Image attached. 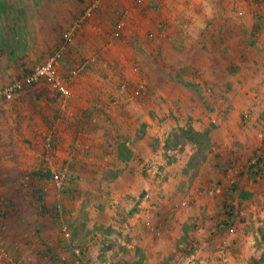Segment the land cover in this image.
Wrapping results in <instances>:
<instances>
[{
	"label": "rangeland",
	"instance_id": "1",
	"mask_svg": "<svg viewBox=\"0 0 264 264\" xmlns=\"http://www.w3.org/2000/svg\"><path fill=\"white\" fill-rule=\"evenodd\" d=\"M9 1L12 8L0 17L4 24L0 26V37L6 46L3 53L7 60H20L26 66L62 48L67 38L64 32L78 14L79 17L83 14L85 4L83 0H62L63 9L49 14L45 4L49 7L54 0ZM258 1L260 4L261 0ZM220 3L206 0L203 7L209 22L219 17ZM228 9L235 13L231 17L241 19L235 7ZM193 10L198 12L196 5ZM199 11L202 13V7ZM165 37L161 43L172 41ZM176 37L183 45V35ZM69 38L67 44L72 39ZM24 41L30 43L28 50L22 48ZM163 52L164 49L157 62L161 67H150L154 66V58L148 61L146 70L153 71V79L154 70L170 68L163 61L166 58ZM187 53L184 57L179 53L174 71L187 66L191 51ZM194 71L198 73L199 69L194 67ZM179 72L164 74L173 82V89H169L171 102L159 97L160 93L151 100L159 110L177 107L175 115L170 112L174 125L166 137L160 138L164 165L144 162V170L134 178L128 174L121 179L107 175L94 179L95 185L89 179L70 178L66 171L63 186L58 188L49 176L38 177L36 163L33 162L35 167L33 163L10 159L9 153L17 147L3 146L7 131L2 127L4 122H0V250L7 252V257L0 256V264H264V174L255 181L242 178L247 182H242L241 187L249 194L236 196L241 205L234 225L224 231L216 228L222 215L218 202L221 189L237 179L252 158L264 154V140L258 136L264 127L254 123L258 122L256 118L253 122L249 120L252 106L259 103L251 102L245 93L254 92L257 83L237 82L234 86L230 80L212 82L211 78V82H201L196 76ZM10 82L1 83L0 91ZM49 86L58 96L56 87ZM42 89L39 86L26 89L10 101L3 100L0 112L4 114L10 105L11 109L19 106L27 111L43 106L44 100L25 103L23 97ZM189 89L195 97L189 96ZM241 90L245 94L239 95ZM131 95L138 97L141 93L134 87ZM166 117L158 116L159 122H166ZM235 117L244 124L243 128H229ZM22 119L21 115H15V127L23 124L19 122ZM15 134V139L23 140L18 128ZM43 140L51 149L50 136ZM19 151L14 152L16 157H24L20 154L22 149ZM65 165L68 169L69 165ZM204 172L214 174L209 179L213 185L206 187L199 181L197 176ZM86 189L89 191H80ZM117 190L122 192L116 193ZM58 204L61 210L57 209ZM146 220L151 222L149 228L145 226ZM61 225L68 228L69 237L64 235ZM74 248H79V254H75Z\"/></svg>",
	"mask_w": 264,
	"mask_h": 264
},
{
	"label": "crops",
	"instance_id": "2",
	"mask_svg": "<svg viewBox=\"0 0 264 264\" xmlns=\"http://www.w3.org/2000/svg\"><path fill=\"white\" fill-rule=\"evenodd\" d=\"M94 1L96 6L92 16L74 32L70 43H66V38L59 49L62 55L56 70L60 79L69 87L71 98L63 103L61 96L53 93L49 86L51 84L41 82L30 88L39 86L43 87L42 90L23 97L26 99L25 103L27 100H44L46 103L42 102L43 106L37 105L35 110L27 111L26 107L25 110L19 106L11 109L13 105H10L4 114L0 112V122L5 123H2V127L7 131V137L2 141L3 146H16L12 150L21 152L19 149H22L20 154H24V157H16V153L8 152L10 159L15 162L36 163L35 173L64 170L68 171L70 178L89 179L95 185L94 179L107 175L118 179L127 174L129 178L137 177L144 170L143 163L147 161L164 165L161 147L163 142L160 138L162 135L163 138L166 137L174 125L170 116L171 113L176 114L177 107L159 110L158 107L154 108L151 100L160 93L159 97L163 96L169 103V89H173V82L165 78L164 74L168 72H173V75H177L179 71L187 72L186 76H196L201 82L210 81V78L212 82L230 80L234 86L238 85L237 82L247 81V84L255 80L257 85L254 92H245L251 102L259 103L252 106L249 120L253 122L256 118L258 122L254 123L264 127V0L260 4L258 0H213L214 3L221 1V12L211 22L203 7L206 0H83L85 4L81 14ZM54 2L49 7L45 4L47 13H58L63 9L62 0ZM10 3L9 0H0V17L12 8ZM195 5L198 12L193 10ZM200 7L202 13L199 11ZM228 7L241 11V19L237 15L234 16L235 19L231 17L235 13ZM64 8L67 12L65 6ZM77 16L79 18V14ZM75 20L69 24L67 31ZM2 25L4 24L0 18V26ZM120 25V36L115 37ZM165 35L172 41L161 43ZM175 35H183V45ZM2 40L0 37V84L22 77L47 58L45 55L30 66L20 60H7L3 53L6 46ZM29 45V42L24 41L23 50H28ZM163 49L166 56L163 61L170 68L154 70L153 79V71L150 68L146 70L149 67L148 61L154 58V66L150 67H159L160 63L157 62L161 60L160 52ZM188 51H191V56L187 66L184 63L179 71H174L179 53L184 57L188 55ZM127 58L129 60L125 62ZM125 66L127 70L123 71ZM194 67L199 69L198 73H195ZM74 69H77L78 74L72 76L70 74ZM209 74L212 76L209 77ZM122 82L127 83L123 90L118 89ZM139 82H144L145 86L140 91L141 95L134 97L131 92L134 87L137 89ZM159 87L163 89L160 90ZM157 89L160 91L157 92ZM188 92L192 97L193 91L189 89ZM242 92L239 91V95L245 94ZM4 101L0 99V104H4ZM48 106L51 108L48 109ZM63 114L66 117H62ZM15 115L23 118L19 121L23 123L19 127H15ZM162 115L167 116L166 122H159ZM243 126L240 119L235 117L229 128L239 129ZM16 128L21 131L22 141L14 138ZM46 135L50 136L51 149L47 148L43 140ZM154 147L158 149L155 151ZM65 164L69 165L68 169ZM36 165L34 164L35 167ZM213 175L204 172L197 178L204 186H211L214 183L209 179ZM216 176L218 177L217 174ZM242 178H238V181L240 189L244 190L242 182L246 180ZM79 186L78 183L76 191ZM226 187L221 189L218 201L220 210ZM90 190L94 189L90 187ZM80 191L88 192L89 189ZM118 191L122 192L117 190L116 193ZM238 195V192L233 195L235 206L239 200L236 199ZM207 201L206 199L204 202Z\"/></svg>",
	"mask_w": 264,
	"mask_h": 264
},
{
	"label": "built area",
	"instance_id": "3",
	"mask_svg": "<svg viewBox=\"0 0 264 264\" xmlns=\"http://www.w3.org/2000/svg\"><path fill=\"white\" fill-rule=\"evenodd\" d=\"M96 6V1H94L93 4L89 5L87 9H85L84 13L82 16H80L78 19L75 20V22L70 26L69 30L66 33L67 38L71 37L74 32L81 27L83 22L90 18L94 12ZM238 14H242L241 11L238 12ZM121 25L118 26L114 36L119 37L120 36V31H121ZM62 55V52L60 50L54 52L52 55L48 56L46 60H44L42 63L35 65L32 67L28 72L22 75V77L13 80L9 85L4 87L0 91V99H3L5 101H10L13 98H15L16 93L21 92L25 88H29L31 86L37 85L38 83L41 82H46L49 84H52L56 87L59 95L61 96L62 102L65 103L67 102L72 94L69 89V87L60 79V77L57 74V66L59 65L60 62V57ZM72 73L70 75H76L78 74L77 69H74L71 71ZM145 83L144 82H139L137 90L142 91L144 89ZM127 87V83L122 82L120 84V89H125ZM259 138L264 140V131L260 130L258 132ZM254 158H252L251 161H253ZM66 171L64 170H58L56 172L52 173V181L58 188H62L63 186V180L65 178ZM57 209L61 210V206L58 204ZM151 222L149 220L145 221V226L150 227ZM61 229L66 237L70 236V231L66 227V225H61ZM159 229V228H158ZM156 229V233H159V230ZM75 254H79V248H74ZM0 256L1 257H7V252L3 249L0 250Z\"/></svg>",
	"mask_w": 264,
	"mask_h": 264
},
{
	"label": "trees",
	"instance_id": "4",
	"mask_svg": "<svg viewBox=\"0 0 264 264\" xmlns=\"http://www.w3.org/2000/svg\"><path fill=\"white\" fill-rule=\"evenodd\" d=\"M29 88H25L21 92ZM263 168H264V154H259L256 157H254L253 161H250L249 165L245 168V170L239 172L238 178L246 177L250 180L255 181L258 175L263 174ZM37 173L38 175L44 174L42 172L41 173L37 172ZM46 175L52 178V173L49 174L47 173ZM238 178L233 180L231 184L227 186L226 190H224L223 192L224 199L221 204V212L223 217H219L216 222V228L219 231L230 229L234 225L235 220L237 218V213L239 211L241 201L238 200V203L235 206L234 204L235 200L233 198V195L236 192L239 193L238 196H240V198L247 197L248 195L247 192H244L242 189H240ZM49 250L54 253L51 247H49Z\"/></svg>",
	"mask_w": 264,
	"mask_h": 264
}]
</instances>
